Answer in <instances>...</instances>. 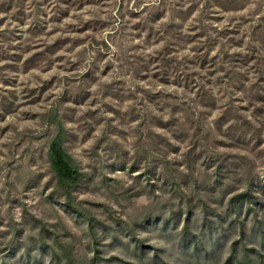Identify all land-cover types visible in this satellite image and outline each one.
<instances>
[{
	"label": "rangeland",
	"instance_id": "1",
	"mask_svg": "<svg viewBox=\"0 0 264 264\" xmlns=\"http://www.w3.org/2000/svg\"><path fill=\"white\" fill-rule=\"evenodd\" d=\"M243 224L259 246L264 0H0V264H223Z\"/></svg>",
	"mask_w": 264,
	"mask_h": 264
},
{
	"label": "trees",
	"instance_id": "2",
	"mask_svg": "<svg viewBox=\"0 0 264 264\" xmlns=\"http://www.w3.org/2000/svg\"><path fill=\"white\" fill-rule=\"evenodd\" d=\"M64 127H59V133L52 141L49 149L50 166L57 176L59 185L70 195L74 185H77L83 178V174L73 166L71 156L63 147ZM189 223L184 227L188 230ZM245 225H239L238 240L231 244L230 254L223 264H264V255L261 252L260 244L264 243V233L261 235L259 246L247 247L245 241ZM186 239L187 236H184ZM190 249L196 254L199 253L196 245H189Z\"/></svg>",
	"mask_w": 264,
	"mask_h": 264
}]
</instances>
